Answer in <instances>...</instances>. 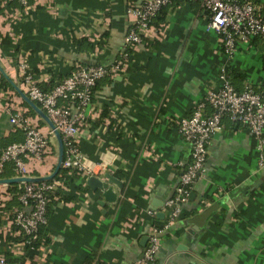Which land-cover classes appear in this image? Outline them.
I'll list each match as a JSON object with an SVG mask.
<instances>
[{
    "label": "crops",
    "instance_id": "1",
    "mask_svg": "<svg viewBox=\"0 0 264 264\" xmlns=\"http://www.w3.org/2000/svg\"><path fill=\"white\" fill-rule=\"evenodd\" d=\"M143 1L0 3V68L6 75L0 70V77L12 87L0 88V150L9 139L23 140V131L9 120L21 110L47 135L51 147L42 160L27 161L31 176L53 172L57 141L35 111L25 114L31 107L13 86L24 92L20 62L43 89H50L78 66L123 60L121 70L98 80L93 89L86 121L75 136L85 189L78 191L74 179L63 188L73 199L49 202L43 228L48 242L36 264H86L87 258L90 264H133L147 244L148 239L141 243L154 216L168 217L164 203L190 158L179 119L190 116L206 90L217 84L223 64H228L236 88L264 86V41L253 37L238 43L228 59L217 34L207 30L209 12L192 0H170L143 40L122 54L132 27L130 12ZM251 1L263 10L264 0ZM261 155L264 130L259 141L248 128L222 120L208 142L204 171L191 189L200 200L197 210L185 204L182 215L163 230L154 264H264ZM107 172L123 184L121 190L113 185L115 202L105 201L100 189L86 184L90 175L104 179ZM6 185L0 184L3 199L9 198ZM212 205L216 208L202 231L194 230L192 216ZM8 229L5 220L0 254L13 258L3 239Z\"/></svg>",
    "mask_w": 264,
    "mask_h": 264
},
{
    "label": "built area",
    "instance_id": "2",
    "mask_svg": "<svg viewBox=\"0 0 264 264\" xmlns=\"http://www.w3.org/2000/svg\"><path fill=\"white\" fill-rule=\"evenodd\" d=\"M11 1L13 0H0V3ZM17 1L23 5L27 3V0ZM192 1L198 2L209 12L207 30L217 34L222 51L228 59L235 53L238 43H248L253 37L264 39V19L258 14L251 0ZM169 2L170 0H144L135 6L130 12L132 27L124 37V47L128 44H139L152 27L157 12ZM122 67L123 60L111 65L78 66L50 89H43L27 64L20 62L19 70L25 94L40 106L61 134L64 146L62 167L82 170V154L76 145L75 136L86 121L93 88L98 80L121 70ZM228 72V64L221 65L217 84L206 90L190 116L182 117L178 121V131L190 146V158L180 173L175 195L164 203L168 208L167 221L162 228L152 226L143 253L133 264H154L161 234L182 215L183 206L189 202L192 186L204 171L208 142L222 127L224 118L248 128L261 141L264 130V86L259 90L249 87L237 90L232 85ZM9 120L13 127L23 131L24 138L8 144L1 152L0 174L5 164L11 161L15 176H31L27 161H40L50 154L49 139L40 128L28 121L21 110L10 114ZM258 164H264L262 155ZM60 183L57 179L21 183L23 187L18 196L21 208L15 210L6 223L9 227L15 225V234L21 233L26 238L22 242L9 245V253L15 259L10 260L5 254H0V264L28 263L18 258L23 253V246L36 240L40 227L46 224L48 193ZM148 213L154 215L151 210ZM42 249L43 247L39 248V255Z\"/></svg>",
    "mask_w": 264,
    "mask_h": 264
},
{
    "label": "trees",
    "instance_id": "3",
    "mask_svg": "<svg viewBox=\"0 0 264 264\" xmlns=\"http://www.w3.org/2000/svg\"><path fill=\"white\" fill-rule=\"evenodd\" d=\"M257 12L264 19V8L262 11L257 10ZM258 38H260V37H258ZM260 39L264 41V39H262V38H260ZM142 40H143V38H142ZM131 47H132V45H129V44L126 45V47L122 51V54L128 53L130 51ZM228 76H229V79H230L232 85L234 86L233 75L230 72H228ZM0 78H1V84H0L1 89H5L6 86L10 87L12 89L11 85L6 81V79L3 76H1ZM238 78L243 79V76L238 75ZM1 85H2V87H1ZM95 86H94V88H95ZM235 89L242 90V89H239L236 87H235ZM26 106L28 107L27 104H26ZM27 112L35 114L34 110H32L29 107H28V110L25 112V114ZM40 124L45 125V122L40 119ZM18 130H20V129H18ZM12 140H13V138L9 139V141L5 143V146L0 150V154L8 144L12 143L11 142ZM14 142H16V141H14ZM14 175H15V173L13 170V163L11 161H9L5 164V167L2 171V173L0 174V178L11 177ZM85 177L86 176L82 174V170H80L78 168H64L61 166L60 169L58 170L57 174L55 175V177L53 179L49 180V181H53L54 179H57L61 182L53 190L49 191V193H48L49 202L53 198H57V199H61V200L73 199L74 198L73 195H70L67 192L63 191L64 184L68 185L71 182H73L74 179H77L78 180V183L76 184L77 190L78 191L84 190L85 187H83L84 186L83 182H84ZM6 187L8 190V197L9 198L3 199L2 195L0 194V224H2L5 220L11 219L15 213V210L21 208V204L18 201V196H19L20 192L22 191L23 185L21 183H11V184H7ZM174 195H175V192L172 196H174ZM49 202H48V204H49ZM199 203H200V200L195 198L193 201L187 203L186 206L190 209V211H192V210H195L197 208ZM167 219H168V217H165L163 219H159L157 216H154L153 224H154V226L162 228L164 223L167 221ZM44 226L45 225L40 227L36 240H34L33 242H30V243H27L23 246V253L18 258L20 261H28L27 264H36L37 255L39 253V248L44 247L48 242L45 233H43ZM16 230H17V227L12 224L9 227L8 232L3 235V239L6 243H8V245H11L12 243H19V242H22L23 240H25L26 237L23 236L21 233L15 234ZM6 257L10 260L15 259V258H11L9 256H6ZM90 260H91L90 258H87L86 264H90Z\"/></svg>",
    "mask_w": 264,
    "mask_h": 264
},
{
    "label": "water",
    "instance_id": "4",
    "mask_svg": "<svg viewBox=\"0 0 264 264\" xmlns=\"http://www.w3.org/2000/svg\"><path fill=\"white\" fill-rule=\"evenodd\" d=\"M1 72L3 70L0 68ZM3 75L5 73L3 72ZM14 88L18 91V93L21 95V97L28 103V105L37 113V115L45 121V123L50 128L51 133L55 137L57 141V162L55 165V168L53 172L46 176H14V177H7V178H0V184H11V183H23V182H39V181H47L52 179L58 172V170L61 167V163L63 160V153H64V146L63 141L60 132L55 128V125L51 121V119L48 117V115L35 103L33 102L23 91H21L16 85H13ZM104 179L99 178L95 175H90L86 179V184L91 189H100L102 192V196L104 197L105 201L109 202H115L117 198V191L113 189V185H116V187L121 190L123 187V184L120 180L112 176L110 173L104 174ZM194 192L190 193L189 200L194 199ZM103 204L104 202L101 201ZM216 206H208L205 209L201 210L197 214L193 215L191 218V222L194 224L193 229L200 232L202 231L206 221L211 216L213 211L215 210ZM197 210V209H196ZM148 239V236H145L142 241V245L146 244V241Z\"/></svg>",
    "mask_w": 264,
    "mask_h": 264
}]
</instances>
